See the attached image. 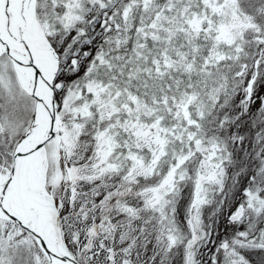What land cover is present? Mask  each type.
<instances>
[{
  "label": "snow or ice",
  "instance_id": "obj_1",
  "mask_svg": "<svg viewBox=\"0 0 264 264\" xmlns=\"http://www.w3.org/2000/svg\"><path fill=\"white\" fill-rule=\"evenodd\" d=\"M0 264H264V0H0Z\"/></svg>",
  "mask_w": 264,
  "mask_h": 264
}]
</instances>
